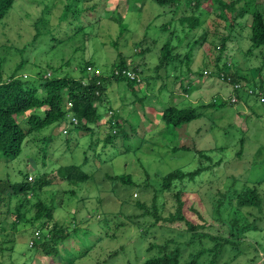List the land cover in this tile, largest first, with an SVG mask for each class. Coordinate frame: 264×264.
Wrapping results in <instances>:
<instances>
[{"label": "rangeland", "instance_id": "1", "mask_svg": "<svg viewBox=\"0 0 264 264\" xmlns=\"http://www.w3.org/2000/svg\"><path fill=\"white\" fill-rule=\"evenodd\" d=\"M65 1L70 2V0H16L7 16L0 22V70L3 77L7 78L20 62L22 55L18 50L29 44L37 35L35 45L37 51L30 53L31 55L24 53L28 58V64L22 73L23 78L28 74L35 76L38 71H44V77H51L52 72L48 68L51 66L61 67L60 71H57L60 77L66 73L75 78L82 76L81 81L87 84L93 76H98L105 70H112L120 55L126 61V65L137 68V72L130 71L134 74L133 79L141 82L138 86L139 91L135 94L126 88L124 83L121 86L115 83L105 86L106 99L102 101L103 118L116 116L124 121L122 129L127 134V139H123L120 133L117 134V129L114 128L111 133L115 136V147L106 150L104 162L97 158L102 144H93L97 141V132L93 136L86 132H76L70 139L73 135H68L69 126L62 124L58 130L46 129L41 132L40 138H49L45 151H42L38 141L28 139L21 155L11 166L0 165V176L7 168L13 180L23 178L19 171L31 175L34 180L36 172L56 174L60 166L72 162L82 163L83 154L86 153L88 160L83 163V167L90 179L76 188L77 196L84 200H80L84 204H78L76 212L79 216L76 219L87 218V211L90 212L93 208L96 212L94 209L96 208L100 215L90 213L91 220L87 218V221L93 224L89 239L96 242L98 229L105 226H109L110 233L114 232L116 238L102 240L90 251H86L83 245L68 241L66 245H62L63 257L73 258L75 261L73 264H96L109 253L123 247L119 251L120 254L112 257L109 264L129 262L141 264L145 257L142 249L147 243L139 249L138 245L142 243L139 235L141 228L150 224L151 219H148L149 217L142 219L140 215L144 210L137 207L134 201L138 199L141 203L145 202V209L147 207L150 210L160 177L175 169L194 168L196 164L194 150L205 151L220 146L226 147L219 154L223 157L225 165L215 167L218 177L204 175L205 184L196 187L197 193L188 194L185 198L186 206H192L200 211L209 223L212 221L210 214L213 213L214 203L220 198L219 193L224 192V186L231 182L229 179L231 176L240 174L244 180L246 178L252 182H260L259 190L261 193L264 192V100L261 101L257 96L256 102L254 97H245L243 101H239L240 99L235 96L236 85H228L223 80H213L207 74L198 79L188 72V69L200 70L206 67L202 64L204 59L211 64V68L205 70L215 72L213 65L218 52L211 43L216 46L222 38L232 34V39L228 41L226 51L221 57V63L225 62L226 67L231 70H239L249 80L248 83L240 81L238 88H246L249 95H252L250 93L252 90L254 93L258 92L252 87L258 82L255 70L261 66V50L247 52L250 47V30L247 27L250 23L249 16L240 20L241 26L236 25L232 30L229 21L216 18L217 11L210 8L208 1L202 6L206 11L202 17L204 23L190 32L189 45L184 44L175 52L180 55V59L175 60L172 67L157 70L160 51L169 33L175 30V34L170 36L171 44L176 43L175 36L182 35L183 26L180 25L179 17L192 15L189 7L183 4L184 0H180V11L174 16L161 7L143 0H85L78 4V7L84 10L80 17L82 21L73 18L72 15L63 20L62 9ZM46 4L49 7L47 11ZM92 6L93 10L89 11L88 8ZM196 14L194 12L193 15ZM116 15L122 17L121 21L113 19ZM119 23L126 27L121 37L118 35ZM167 23L168 28L163 31V25ZM185 54L188 57L185 58ZM87 61H92L97 66L86 69L90 73L87 74L90 78L80 72ZM32 63L37 65L31 68ZM167 73L173 77L167 78ZM187 80H194L192 83L194 88L192 87L193 89L186 94L182 92V87L186 86ZM217 97L231 105L220 110L206 107ZM170 105L177 108L200 107L201 116L189 124H182L176 128L175 135L158 136L163 124L155 120L154 113L161 112ZM67 117L73 118L71 114ZM114 120L112 119L113 124ZM94 128L97 131L99 129ZM241 134L246 136L243 144L244 153L237 157ZM67 140H70L69 144L65 142ZM174 146L186 147L190 151L173 152ZM121 175H128L140 185L147 183L152 186L142 187L141 191L137 192L134 187L127 186L119 180L109 179ZM46 189L48 191L55 189V205L57 208L60 206L54 213L55 220L69 224L73 219L71 209H74V206L70 205L71 199L68 195H62V191L68 190V186L66 184L61 187L47 186ZM188 189L192 190L190 186ZM42 197L46 198L43 194ZM5 198L7 202L8 196ZM26 199L29 202L25 207L31 209L34 202L28 196ZM158 201L159 204L165 201L160 194ZM20 202L10 200L8 208L10 214H7L5 203L0 206V229L4 230L0 234V264H60V257L53 256L47 262L43 253L34 248L40 242L43 233H47L45 230H39L38 224L25 222V217L30 218L35 211L34 208L30 213L25 211V217L13 225L16 218L13 208ZM82 205L85 206L86 212ZM62 209L69 212L65 213ZM184 212L188 219L198 223L190 209L185 208ZM102 214H107L106 218L109 220L107 223L103 222L101 227V221L99 224L96 222L99 216L102 219ZM221 215H226L224 210ZM260 216L264 217V210ZM119 223L120 227H116ZM78 226L85 228L86 223ZM258 226V232L245 234L242 244L238 246L239 249L226 248L215 264H264V221L258 222ZM165 229L157 227L154 230V241L166 240L169 234L165 233ZM209 232L210 236L228 237L224 234L222 236L223 231L219 228L210 229ZM47 238L48 236L45 239ZM204 242L205 246L211 245L207 239H204ZM189 249L185 250V253L189 252Z\"/></svg>", "mask_w": 264, "mask_h": 264}, {"label": "trees", "instance_id": "2", "mask_svg": "<svg viewBox=\"0 0 264 264\" xmlns=\"http://www.w3.org/2000/svg\"><path fill=\"white\" fill-rule=\"evenodd\" d=\"M85 0H70V2H64L62 9V18L65 20L68 15H72L75 19H81L83 9L78 7L80 2ZM150 2L158 7L164 9L171 15H175L180 11V0H143ZM204 1V2H203ZM210 2V8L216 9V18L230 22L232 30L234 27L241 26L239 22L244 17H250L249 23V42L250 47L247 52L250 53L255 49L261 50V66L255 70L257 83L252 87L255 90L261 91L264 89V0H184V5L188 6L192 11V15L179 17L181 29V36H175L176 43L171 44L170 36L175 34V30L169 33V37L165 40L160 51L159 64L156 69L172 67L175 60L178 61L180 55L175 53L184 44L189 45L188 38L190 32L204 23L202 17L206 14L205 9L202 8L207 2ZM16 0H0V22L7 16L10 9ZM48 4L45 6L47 11ZM94 6L88 8L92 11ZM196 12V15H193ZM120 16L113 18L114 20L121 21ZM82 21V19H81ZM187 24V25H186ZM168 23L163 25V31L167 30ZM187 28V31H186ZM81 27L79 28V30ZM126 27L124 24L119 23V33L121 37L125 32ZM206 35V34H205ZM232 35V34H231ZM231 35L228 34L220 40L218 45L213 46L214 50L218 52V56L215 59L214 69L215 72L206 71L205 68H211V64L208 60L204 59L202 64L206 67L200 70L188 69L190 75L195 78L201 79L203 75L207 74L209 78L217 81H224L228 85H236L235 96L239 101H243L245 97H251L254 102L257 101V92L252 91V95L247 93L246 88H238L240 81L249 80L246 76L242 75L239 70H231L226 67V63H221V57L226 51L227 43L230 41ZM204 38V36H203ZM38 37L35 35L32 41L25 45L22 49L18 50L22 55L20 62L16 65L14 71L4 78L2 71L0 70V165L11 166L21 155L24 144L28 139L32 141H38V145L41 146L42 151H45L48 146L49 138L39 137L43 130L59 129L62 124H66L69 134L75 136L76 132H86L93 134L97 132V141L93 144H102L100 148V154L97 158L104 162V156L106 150L113 149L115 147V136L111 131L116 128L117 134L123 136V139H127V134L123 131L122 121L118 117L103 118L104 105H102L103 99H106L105 86L112 84H125L126 88L130 89L132 93L138 92L139 81L135 79L131 80L125 73L137 72V68L126 65L124 58L118 55L115 67L112 70L103 71L98 76L90 78L89 72L86 69L96 66L94 62L87 61L81 68L82 73L89 79L87 84H84L81 77L75 78L69 73L60 77L57 71H60L61 67H51V77H44V71H38L33 74H28L24 78L22 73L25 71L28 64V58L24 53L31 55L30 53L37 51L36 41ZM116 43H114V46ZM35 46V47H34ZM184 57H188L187 54ZM180 59V58H179ZM93 60V59H92ZM37 63H32L31 68H34ZM48 64V62L46 63ZM97 67V66H96ZM167 78H171L168 73ZM174 78L171 80L173 81ZM144 80V79H143ZM193 81L186 82V86L182 87V92L189 93L194 87ZM193 87V88H192ZM257 88V89H256ZM169 95V93H167ZM171 95L173 93H170ZM256 100V101H255ZM99 103V104H98ZM98 104V105H97ZM231 104L223 101V99L217 97L206 107H212L220 110L225 106ZM200 107L189 106L186 108H177L170 105L167 109H163L161 112H155L154 118L163 124V129L158 132V136L165 134H176V128L182 124H189L196 120L200 115ZM110 109V108H109ZM253 109V107H250ZM106 112V110H105ZM68 114H71L73 118H68ZM112 119H115L114 124ZM67 121H69L67 123ZM99 128L98 131L94 128ZM240 139V150L236 154L237 157L243 155L246 138L244 134ZM163 137V136H162ZM246 137V136H245ZM177 138V137H176ZM69 139V138H65ZM70 143V140L65 141ZM67 144V145H68ZM158 144V143H156ZM225 146L219 148H213L211 150H194L195 167L192 169H175L164 176H161L158 183V189H155L152 197L151 209H145L146 203L135 200V205L144 210L141 213L142 219H151L150 224L144 226L140 232L139 238L142 243L138 246L142 249L144 243L147 246L142 249L145 253V257L141 264H215L219 256L223 254L226 248L234 249L238 248L242 244L245 234L256 233L259 231L258 222L264 221V217H261L264 210V192L259 190L260 182H252L249 179H242L240 174L237 176H231L228 185L224 186V192L219 193V199L214 203L213 213L210 214L212 221L209 223L203 214L192 206L187 207L185 198L188 194L197 193L196 187L204 185V175L218 177L215 170L216 166L225 163L223 157L219 156L224 150ZM173 152H188L189 148L173 147ZM88 158L86 153L83 154L82 163H69L65 166H60L57 169V173H35V179L28 176L27 173L22 175V179H12L7 168L4 169L0 176V206L6 202L5 196H8V200L5 203L7 209L9 207L10 200L14 199L17 203L13 212L16 215L13 225L18 223L25 217V211L30 213L33 208L35 211L30 218L25 217V222L38 224L39 230H45L47 233H43L38 245H35V249L43 253V256L47 259V262L53 257H60V264H73L75 261L73 258L68 259L63 257V244H67L68 241L75 244L83 245L87 250L98 245L102 240H112L116 236L114 232L110 233L109 226L102 227L103 222H108L107 214H102V219L96 222L102 229H98V239L93 242L89 239L92 232L93 224L87 220H91V214H99L96 208L94 212L87 211L85 206L82 205L83 210L88 214L87 218H78L77 210L78 204H84L83 198H79L77 189L82 184L88 182L90 176L84 169L83 163L87 162ZM264 164V163H263ZM225 165V164H224ZM110 180H119L123 184L134 187L137 192L141 191V188H147L152 186L144 183L140 185L137 181H133L128 175L109 177ZM207 183V182H206ZM64 184L68 186V190L62 191V195H68L71 199L70 205L74 206L72 212L73 219L69 224H64L63 221L55 220L54 213L59 207H56L55 203V189H46L47 186L61 187ZM191 185H194L192 187ZM192 190H189L188 187ZM9 191V193H7ZM42 194L45 195V199H42ZM158 194H160L164 202L159 204ZM30 197L33 200V204L30 208L25 206L28 204L26 197ZM42 197V198H41ZM77 197L78 199H76ZM84 201V200H83ZM62 203V201H61ZM194 204V203H192ZM98 208V207H97ZM191 210L193 215L197 218L198 223L194 220H190L185 216L184 209ZM7 211V214L9 213ZM63 210V209H62ZM81 210V209H80ZM224 210L225 216L221 215ZM64 211V210H63ZM69 212V211H64ZM91 213V214H90ZM213 215V216H212ZM228 217V218H227ZM153 219V220H152ZM217 219V220H215ZM1 223V222H0ZM86 223L85 228H81L78 224ZM161 224V225H160ZM121 223L116 227H120ZM163 225V226H162ZM50 226V228H48ZM166 228L165 233L169 234L163 242L154 241V230L156 228ZM100 228V227H99ZM219 228L222 236L228 235V237H220V235L210 236V229ZM4 230L0 229V234ZM225 232V233H224ZM220 233V234H221ZM46 236H48L47 239ZM185 238V240H183ZM204 239L210 242V246H205ZM64 246V245H63ZM235 246V247H234ZM189 249V252L185 253V250ZM123 247L120 248L122 250ZM239 249V248H238ZM109 253L108 256L102 261H98L96 264H109L112 257H116L119 251ZM240 252V250H238ZM70 260V261H69ZM28 264V263H22ZM128 264H135L129 262Z\"/></svg>", "mask_w": 264, "mask_h": 264}, {"label": "built area", "instance_id": "3", "mask_svg": "<svg viewBox=\"0 0 264 264\" xmlns=\"http://www.w3.org/2000/svg\"><path fill=\"white\" fill-rule=\"evenodd\" d=\"M130 79H133L134 78V74L133 73H131V72H126L125 73ZM253 91V90H252ZM252 91H250V93H252ZM257 94H258V96H259V98H261V101H263L264 100V91L262 90V91H258L257 92ZM236 101V100H235Z\"/></svg>", "mask_w": 264, "mask_h": 264}]
</instances>
